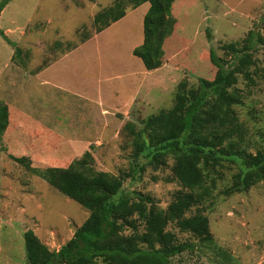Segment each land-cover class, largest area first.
Listing matches in <instances>:
<instances>
[{
  "label": "rangeland",
  "instance_id": "obj_1",
  "mask_svg": "<svg viewBox=\"0 0 264 264\" xmlns=\"http://www.w3.org/2000/svg\"><path fill=\"white\" fill-rule=\"evenodd\" d=\"M115 2L8 0L0 11V104L14 114L0 136V264H26L27 229L57 249L88 213L10 155L29 152L32 166L43 170L52 159L69 163L89 151L95 170H128L131 143L123 123L171 107L180 81L195 87L199 77L212 76L210 49L224 56L221 45L241 42L254 29L263 37L254 57L264 69V0H173L174 26L162 46V65L152 70L132 52L142 43L149 2L126 6L121 18L94 32L93 16ZM84 35L89 38L81 41ZM15 46L21 52L12 58ZM244 84L240 78L243 97L235 111L246 126L249 151L264 149V78ZM40 126L54 139L34 132ZM224 163L205 201L214 246L196 243L194 251L173 257L174 264H264V180L226 195L236 167ZM171 165V158L163 167L147 164L135 180L126 178L125 187L164 208L180 188ZM168 229L196 242L174 224Z\"/></svg>",
  "mask_w": 264,
  "mask_h": 264
},
{
  "label": "trees",
  "instance_id": "obj_2",
  "mask_svg": "<svg viewBox=\"0 0 264 264\" xmlns=\"http://www.w3.org/2000/svg\"><path fill=\"white\" fill-rule=\"evenodd\" d=\"M7 1L0 2V11ZM143 2H149L142 22L143 40L132 52L152 70L162 65V46L174 26L173 0H116L93 16L92 25L98 33L121 18L126 6L135 8ZM87 38L84 35L81 41ZM258 41L263 37L250 29L241 42L221 45L224 56L210 49L209 59L215 66L212 76L199 77L195 87L185 79L180 81L171 107L160 108L139 123L125 121L122 131L131 143L132 155L128 170L116 174L95 170L89 151L69 163L52 159L43 170L32 166L29 152L10 155L88 212L57 249H50L33 230L24 231L26 264H174L173 257L194 251L196 243L214 246L205 201L223 177L224 162L236 167L231 184L223 191L226 195L248 191L264 180V149L249 151L246 126L235 111L243 97L239 79L249 88L257 77L264 78V69L257 68L254 57ZM20 52L15 46L12 58ZM12 112L9 105L0 104V136ZM34 132L48 142L54 139L55 133L45 126ZM169 158L180 188L166 207L161 208L147 193L125 187L127 177L133 181L147 164L163 167ZM169 224L196 242L179 240ZM217 255L223 253L219 250Z\"/></svg>",
  "mask_w": 264,
  "mask_h": 264
}]
</instances>
